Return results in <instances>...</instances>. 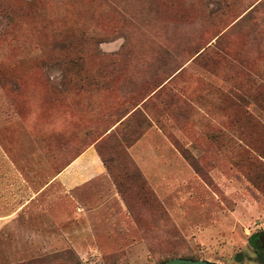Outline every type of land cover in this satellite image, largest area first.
<instances>
[{
  "label": "rangeland",
  "instance_id": "obj_1",
  "mask_svg": "<svg viewBox=\"0 0 264 264\" xmlns=\"http://www.w3.org/2000/svg\"><path fill=\"white\" fill-rule=\"evenodd\" d=\"M0 5V264H264V0Z\"/></svg>",
  "mask_w": 264,
  "mask_h": 264
},
{
  "label": "crops",
  "instance_id": "obj_2",
  "mask_svg": "<svg viewBox=\"0 0 264 264\" xmlns=\"http://www.w3.org/2000/svg\"><path fill=\"white\" fill-rule=\"evenodd\" d=\"M158 137L152 130L143 135L132 148V155L137 160L138 165L142 166L141 161L147 160L151 155L149 149L146 151L145 146L153 149L154 160L144 171L152 172L155 166L160 165V158L165 161L169 160L170 150L164 148V151L157 149L156 141ZM167 158V159H166ZM108 174V168L103 161L98 150L90 146L71 160L62 170L54 177V180L61 182L67 189H73L81 184L97 180Z\"/></svg>",
  "mask_w": 264,
  "mask_h": 264
},
{
  "label": "water",
  "instance_id": "obj_3",
  "mask_svg": "<svg viewBox=\"0 0 264 264\" xmlns=\"http://www.w3.org/2000/svg\"><path fill=\"white\" fill-rule=\"evenodd\" d=\"M261 241V245L264 246V235L258 236ZM165 264H220L207 259H190L186 257H173L169 259Z\"/></svg>",
  "mask_w": 264,
  "mask_h": 264
},
{
  "label": "trees",
  "instance_id": "obj_4",
  "mask_svg": "<svg viewBox=\"0 0 264 264\" xmlns=\"http://www.w3.org/2000/svg\"><path fill=\"white\" fill-rule=\"evenodd\" d=\"M0 7H2V5H0ZM254 236H255V238H256V237L258 238L257 235H254ZM180 257H186V258H190V259H199V258H196V257H194V256H180Z\"/></svg>",
  "mask_w": 264,
  "mask_h": 264
}]
</instances>
